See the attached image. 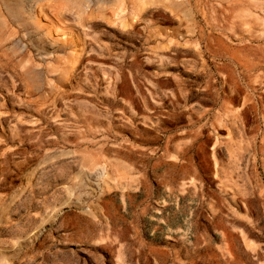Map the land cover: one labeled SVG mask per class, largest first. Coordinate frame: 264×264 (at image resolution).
<instances>
[{"label":"rangeland","instance_id":"374dc122","mask_svg":"<svg viewBox=\"0 0 264 264\" xmlns=\"http://www.w3.org/2000/svg\"><path fill=\"white\" fill-rule=\"evenodd\" d=\"M0 264H264V0H0Z\"/></svg>","mask_w":264,"mask_h":264}]
</instances>
